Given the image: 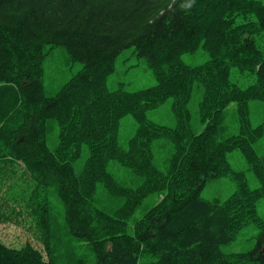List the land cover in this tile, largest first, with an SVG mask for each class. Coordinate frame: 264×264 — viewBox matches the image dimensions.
<instances>
[{
  "label": "trees",
  "instance_id": "trees-1",
  "mask_svg": "<svg viewBox=\"0 0 264 264\" xmlns=\"http://www.w3.org/2000/svg\"><path fill=\"white\" fill-rule=\"evenodd\" d=\"M187 2L0 0V223L31 219L49 254L46 261L30 242L10 246L0 234V264H52L50 194L61 201L70 233L92 247L95 264H264V220L256 209L264 198V155L253 147L264 136V121L252 126L249 120V102H264V52L256 41L264 33V2L195 0L186 10ZM57 46L83 66L46 96L43 60ZM131 46L155 84L108 90L115 58ZM199 49L208 56L202 64L182 60ZM232 68L254 81L238 85ZM194 89L201 90L198 133L188 108ZM170 99L173 127L147 118ZM232 104L239 130L222 138ZM125 115L137 124L127 148L117 141ZM52 123L58 127L54 150L47 145ZM161 140L173 146L165 172L154 161ZM84 149L76 174L73 163ZM236 149L257 188L230 166L227 155ZM110 161L141 183L117 180ZM221 176L234 181L235 191L223 201L201 197L205 184ZM99 186L123 203L111 211L98 207ZM151 194L159 200L128 233L129 219ZM249 224L259 229L254 246L223 253L220 247Z\"/></svg>",
  "mask_w": 264,
  "mask_h": 264
},
{
  "label": "rangeland",
  "instance_id": "rangeland-1",
  "mask_svg": "<svg viewBox=\"0 0 264 264\" xmlns=\"http://www.w3.org/2000/svg\"><path fill=\"white\" fill-rule=\"evenodd\" d=\"M264 2V0H262ZM256 41L260 49L264 52V33L256 36ZM47 48V46H46ZM182 60L189 65H199L208 59L207 54L199 49L195 53H184ZM82 63L71 61L62 47H53L48 50L43 60V87L46 96L54 95L58 89L68 81L74 74L82 69ZM231 79L241 86H246L254 81L253 76H246L238 73L235 68L231 69ZM155 84V79L148 69L143 58L137 57L134 47L123 49L114 60V70L107 76L106 88L115 90L121 86L125 91H137ZM201 99V90L194 89L188 108L191 114L190 122L192 129L198 133L201 124L198 118L197 106ZM172 99L166 101L155 109L147 111V118L151 121L173 127L175 118L171 112ZM249 120L252 126H256L264 121V102L252 100L249 102ZM226 129L222 138L235 135L239 130V122L236 111V104L230 105L226 110L225 117ZM137 124L131 115H125L120 119L118 130V143L123 148H127L128 140L136 131ZM47 145L51 150L58 145V127L56 123L50 124L47 133ZM258 155H264V136L253 143ZM155 155V165L161 170L166 171L168 160L173 152L170 142L161 140L153 147ZM87 157V150L84 149L80 158L73 163L76 174L82 171ZM230 166L237 171L245 172L249 187L255 189L259 186L248 165L239 150H233L227 155ZM108 170L117 180L129 186H137L141 183V178L134 175L129 169L124 168L116 162L108 163ZM19 175V173H18ZM20 180V179H19ZM24 186L17 185L16 189H23ZM235 183L229 176H221L209 180L200 192L201 197L212 200L218 198L223 201L235 191ZM3 197L2 194H0ZM96 205L107 211H111L123 203L120 198L111 199L99 186ZM49 203L51 207L52 237L54 250L52 254V264H95V254L87 241L77 238L68 230L63 215L61 201L55 194H50ZM159 200L157 194H151L143 204L135 211L128 221L127 232L132 233L134 220L138 219L144 211L150 208ZM20 203V202H19ZM256 209L259 217L264 220V198H259L256 202ZM1 222L0 234L5 244L20 247L26 242H30L39 249L44 260L49 259V254L43 242L39 240L36 229L33 228L31 219ZM32 224V225H30ZM259 229L253 224L246 225L236 235L231 243L220 247L223 253L244 252L254 246Z\"/></svg>",
  "mask_w": 264,
  "mask_h": 264
},
{
  "label": "clouds",
  "instance_id": "clouds-1",
  "mask_svg": "<svg viewBox=\"0 0 264 264\" xmlns=\"http://www.w3.org/2000/svg\"><path fill=\"white\" fill-rule=\"evenodd\" d=\"M194 3H195V0H188L187 5H185L186 10H187L188 8H190V6H191L192 4H194Z\"/></svg>",
  "mask_w": 264,
  "mask_h": 264
}]
</instances>
